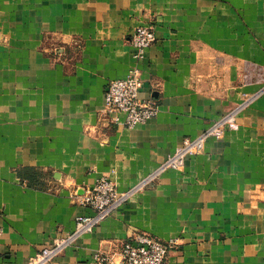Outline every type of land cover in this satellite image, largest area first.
<instances>
[{
	"label": "crops",
	"instance_id": "crops-1",
	"mask_svg": "<svg viewBox=\"0 0 264 264\" xmlns=\"http://www.w3.org/2000/svg\"><path fill=\"white\" fill-rule=\"evenodd\" d=\"M150 24L139 97L158 114L112 124L107 83ZM231 112L236 129L71 238L93 214L81 189L134 187ZM138 233L173 244L164 264H264V0H0V264L58 241L51 264H120Z\"/></svg>",
	"mask_w": 264,
	"mask_h": 264
},
{
	"label": "built area",
	"instance_id": "built-area-1",
	"mask_svg": "<svg viewBox=\"0 0 264 264\" xmlns=\"http://www.w3.org/2000/svg\"><path fill=\"white\" fill-rule=\"evenodd\" d=\"M155 40L153 25H140L134 29L130 39L134 66L126 77L110 80L106 86L104 114L110 123L123 124L127 128H132L144 124L158 114L159 107L153 99L140 100L139 97L143 79L138 64L144 60L145 51ZM236 128L234 112L223 116L199 136L184 139L181 145L161 162L153 173L126 191L119 192L115 184L106 176L100 177L91 188L81 189L76 193V201L80 206L91 209L93 214L76 219V229L71 238L92 232L100 222L113 215L127 202L133 193L150 186L159 172L183 168L189 157L202 152L208 139L219 140L227 130ZM67 245L68 241H58L53 247H45L36 252L25 264H51L53 258ZM172 245V243H165L150 235L138 233L133 241L123 243L117 254L120 264H164ZM99 261L112 264L108 256H104Z\"/></svg>",
	"mask_w": 264,
	"mask_h": 264
}]
</instances>
